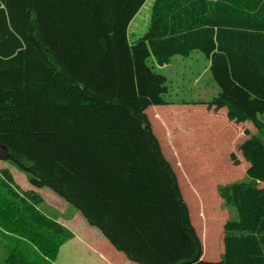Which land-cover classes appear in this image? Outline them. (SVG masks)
I'll return each instance as SVG.
<instances>
[{
  "label": "trees",
  "instance_id": "trees-1",
  "mask_svg": "<svg viewBox=\"0 0 264 264\" xmlns=\"http://www.w3.org/2000/svg\"><path fill=\"white\" fill-rule=\"evenodd\" d=\"M146 1L0 0V157L139 264H264V0H154L148 31L130 43ZM196 50L221 86L200 103L258 129H246L240 146L248 178L218 186L234 213L219 260L202 258L205 243L146 112L170 103L168 78L149 57L166 65ZM43 201L0 167L1 264H58L74 232ZM209 215L218 248L220 213Z\"/></svg>",
  "mask_w": 264,
  "mask_h": 264
},
{
  "label": "rangeland",
  "instance_id": "rangeland-1",
  "mask_svg": "<svg viewBox=\"0 0 264 264\" xmlns=\"http://www.w3.org/2000/svg\"><path fill=\"white\" fill-rule=\"evenodd\" d=\"M153 4L154 0H148L136 14L135 19L131 21L128 29L130 43L136 42L148 31ZM210 62L207 55L200 50L193 51L188 56L176 55L170 64L164 66L157 64L152 56L149 57L148 61L149 65L153 66L157 72L166 75L168 78L169 92L164 95L167 101H174V103L190 102L176 104L172 107L173 131L176 134H180L181 129L182 133L187 136L186 147H184L185 143L178 142V151L172 150L171 154V149L165 146L164 150L172 160L176 172L179 173V184L188 204L192 222L203 241V245L205 243V248L207 247L206 249L204 248V253H208V256L205 255L207 256L205 259L217 260L220 259L221 253L225 251V223L228 219L234 217L233 211L224 205L218 186L248 178L249 165L242 156L240 148L237 147L231 150L233 137H237L240 140L241 136L246 135V129L248 128H245L243 124L230 120L227 113L222 114L219 110H216L218 111L216 113L217 118H212L211 122L204 116L205 114L201 108L197 112L199 108L198 100H211L221 91V86L212 74ZM181 106H186L187 108H181ZM202 107L206 108L204 105ZM147 109L146 112L150 121L154 123L153 125L158 128L159 132L163 131L161 128L169 127L168 114L166 112L163 114L157 113L155 105H151ZM221 119H224L223 122ZM245 124L246 127L250 128L251 132H258L252 121H246ZM258 135L263 137L264 133H259ZM233 153L240 158L239 164H235L232 159ZM0 155H5V150L1 146ZM182 160L184 165H182ZM0 167H9L14 177L24 188H34L26 172L20 170L15 164L0 157ZM35 188L44 196V201L40 204L41 209L52 216H58L59 218L65 216L67 218L66 224L79 225V221L70 218L73 216V211L78 212L74 206L67 203L50 187ZM209 189L215 196V201L217 202L215 206H213V203L208 202L206 191ZM60 200L69 205L73 211L63 209L64 206L60 204ZM203 212L207 213L209 218V214L220 213V246L218 248H215L211 242L214 233L211 230V224V228L207 231L206 219L201 216ZM80 220L82 221L81 217ZM92 228L103 235L99 228L94 226ZM77 233L81 237L84 234L86 235L89 245L94 248L92 249L94 253L98 251L111 261L124 262V258L119 257L121 252L112 246L105 237L103 238L95 232L89 235L90 232H84L82 228H79ZM217 249H219V252H214ZM87 251L91 254V251ZM74 255H77L74 250L64 248L58 256V264H79V258L72 257ZM214 255H218V258L214 257ZM3 259L4 247L0 242V264ZM70 260L72 263H69ZM90 262L94 264L93 261Z\"/></svg>",
  "mask_w": 264,
  "mask_h": 264
},
{
  "label": "crops",
  "instance_id": "crops-1",
  "mask_svg": "<svg viewBox=\"0 0 264 264\" xmlns=\"http://www.w3.org/2000/svg\"><path fill=\"white\" fill-rule=\"evenodd\" d=\"M147 2H148V0L146 1V3ZM185 103H187V102H185ZM176 104H182V102L174 103V101H172V102L170 101L169 104L155 105V108L157 109V111H156L157 113L163 114L164 112H166L168 114V118H167V121L169 122V127L168 128H161L163 131L159 132L158 128L153 125L154 123L151 122L152 126H153V129H154L156 135L158 136V138H159V140L161 142V146L163 148V151H164L166 157L170 160L171 163H172V160L166 154V151L164 150V146L170 148L171 149V154H172V150H174V151L175 150L176 151L179 150L178 149L179 148L178 147L179 146L178 142L185 143L184 147H186V145H187L186 141L188 140L187 136L182 133V130L180 128H179L180 131H181L180 134H176V132L173 131V128H172V107H174ZM197 104H199V108L197 109V112L201 108L202 112L205 114L204 116L207 118V120L209 122H211L212 118H217L216 113L218 111L213 110V109L210 110L206 104H203V103H197ZM203 105L206 106L205 109L202 107ZM181 108H187V107L186 106H181ZM211 111H213V112H211ZM219 111H220V113H222V114L224 113L225 114V113H227V108L223 107V108L219 109ZM221 120L223 122L224 119H221ZM241 124L245 125V128H249V127H246L245 122H243ZM246 138H247L246 135L241 136L240 140L237 137H235V138L233 137V145L231 147V150H234L237 147L239 148L240 144ZM172 146H173V148H172ZM182 165H184V161H183ZM177 176H178V179H179V173H177ZM25 189H29V188H25ZM181 190H182V188H181ZM182 193H183V191H182ZM72 213H73V216L70 217V218H72L73 220L79 221V225L75 226V225H72V224H66V222H67V218L66 217L60 219V220H62L64 222L65 225H67L68 227H70L72 229V231L75 233V235H74V237L72 239L68 240L67 242H65L62 245V247L60 248L59 255L61 254L62 250L65 248V249L74 250L76 252V254L78 256L74 255L72 257H74V258L78 257L79 258V264H81L82 262H83V264H85L86 262H87V264H93L90 261H93L94 264H138L137 262L130 260L123 252H121L119 250L118 251L121 252L119 254V257H123L124 258V262H118L117 260L111 261L104 254H102V253H100L98 251L94 253L92 251V249H94V248L89 245V240L86 239V235L84 234L83 237L79 236L78 233H77V230L79 228H82V230L84 232H87V233L90 232L89 235L92 232H95V233L99 234V236H102L103 238H104V236L101 235L99 231L97 232L94 228H92V226L90 224H87L88 222L86 221V219L84 218V216L80 212L74 211ZM80 217L82 218V221L80 220ZM87 250L91 251V254ZM207 254L208 253H204L203 258L207 257L208 256ZM205 255H207V256H205ZM217 256L218 255H214V257L218 258ZM216 258H211V259H216ZM57 263H58V260H57ZM69 263H72V261L70 260Z\"/></svg>",
  "mask_w": 264,
  "mask_h": 264
},
{
  "label": "water",
  "instance_id": "water-1",
  "mask_svg": "<svg viewBox=\"0 0 264 264\" xmlns=\"http://www.w3.org/2000/svg\"><path fill=\"white\" fill-rule=\"evenodd\" d=\"M3 149H5V147Z\"/></svg>",
  "mask_w": 264,
  "mask_h": 264
}]
</instances>
